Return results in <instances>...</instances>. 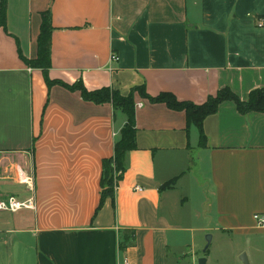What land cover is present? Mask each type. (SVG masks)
<instances>
[{
    "label": "crops",
    "instance_id": "0c3cea01",
    "mask_svg": "<svg viewBox=\"0 0 264 264\" xmlns=\"http://www.w3.org/2000/svg\"><path fill=\"white\" fill-rule=\"evenodd\" d=\"M5 1L0 201L33 196L35 210L0 212V264H210L208 251L197 255L201 238L229 233L245 245L233 264L242 253L262 264L264 230L252 216L264 214V113L223 102L202 121V145L184 112L135 92L136 147L99 208L102 162L125 114L47 87L24 60L36 59L49 10L51 80L121 97L144 88L197 106L228 88L246 101L264 88V0ZM122 232L134 238L123 251Z\"/></svg>",
    "mask_w": 264,
    "mask_h": 264
},
{
    "label": "trees",
    "instance_id": "16d2710c",
    "mask_svg": "<svg viewBox=\"0 0 264 264\" xmlns=\"http://www.w3.org/2000/svg\"><path fill=\"white\" fill-rule=\"evenodd\" d=\"M6 27V1H0V28ZM53 29L51 27L50 12L46 10L41 14V25L36 39L37 57L34 60H24L27 67L39 69L42 72L44 82L47 87L59 85L71 92H79L84 101L94 104L111 103L114 108L120 109L126 116V123L120 132V139L114 146V155L112 158L102 162V174L100 178V201L99 208L106 198L113 197L114 174H120V179L124 172L122 165L123 157L126 152L135 149V126H134V93L137 92L141 97L147 99L151 104H164L174 111H182L186 115L187 123L194 124L200 133L199 141L203 145L204 135L201 130V124L205 117L214 114L218 106L223 102L231 101L235 104L236 110L240 114L250 112L264 113V88L254 90L249 93L246 101H240L230 89L225 88L216 93L215 96L208 97L202 105H194L189 102H179L174 96L168 93H162L156 97L146 95L144 88L132 89L127 97H121L118 93L102 88L96 91H88L84 88L81 81L72 85L61 81L51 80L48 75L50 69V40ZM174 182H168L162 185L161 190L172 188ZM132 233L122 232L119 248L125 250L133 242Z\"/></svg>",
    "mask_w": 264,
    "mask_h": 264
},
{
    "label": "rangeland",
    "instance_id": "374dc122",
    "mask_svg": "<svg viewBox=\"0 0 264 264\" xmlns=\"http://www.w3.org/2000/svg\"><path fill=\"white\" fill-rule=\"evenodd\" d=\"M207 235L212 236L211 234ZM205 237L206 236L201 238V240H203V247L202 249L197 250L198 256L205 255V253L202 252L206 245ZM244 246L242 236H234L232 233H229L228 235L216 234L214 240L210 241L207 249V253L210 254L212 258L210 264H233L235 262L234 259L236 258L235 255L242 250ZM186 251H188V249ZM197 262L198 261H196V264ZM259 262L264 264V258H259Z\"/></svg>",
    "mask_w": 264,
    "mask_h": 264
},
{
    "label": "built area",
    "instance_id": "2783aa9c",
    "mask_svg": "<svg viewBox=\"0 0 264 264\" xmlns=\"http://www.w3.org/2000/svg\"><path fill=\"white\" fill-rule=\"evenodd\" d=\"M258 25L263 26L264 22L260 21ZM110 61L117 62L118 57L112 54L110 56ZM30 191H32V188H30ZM135 191L139 192L141 189L135 188ZM21 210H35V200L33 196L24 201H18L14 198H8L7 200L0 201V212L15 213ZM252 220L256 228L264 230V214H255L252 216ZM123 264H127V259H124Z\"/></svg>",
    "mask_w": 264,
    "mask_h": 264
},
{
    "label": "water",
    "instance_id": "95a60500",
    "mask_svg": "<svg viewBox=\"0 0 264 264\" xmlns=\"http://www.w3.org/2000/svg\"><path fill=\"white\" fill-rule=\"evenodd\" d=\"M205 241H206V245H205V247H204V249H203V253H206V251H207V249H208V247H209V244H210V241H211V236L210 235H207L206 237H205ZM239 260H240V262L242 263V264H249L248 263V260H247V258H246V255H245V253H242L240 256H239ZM206 263V259L204 258V257H202V258H200L199 260H198V262H197V264H205Z\"/></svg>",
    "mask_w": 264,
    "mask_h": 264
}]
</instances>
